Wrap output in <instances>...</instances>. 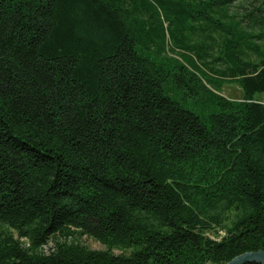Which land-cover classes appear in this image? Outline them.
<instances>
[{
    "label": "trees",
    "instance_id": "1",
    "mask_svg": "<svg viewBox=\"0 0 264 264\" xmlns=\"http://www.w3.org/2000/svg\"><path fill=\"white\" fill-rule=\"evenodd\" d=\"M258 96L264 0H0V264L264 251ZM219 209L239 216L216 240Z\"/></svg>",
    "mask_w": 264,
    "mask_h": 264
},
{
    "label": "rangeland",
    "instance_id": "2",
    "mask_svg": "<svg viewBox=\"0 0 264 264\" xmlns=\"http://www.w3.org/2000/svg\"><path fill=\"white\" fill-rule=\"evenodd\" d=\"M243 6H240V3H234V5H232V8L234 11L238 12L240 15H242L243 13H245L248 10V5L243 3ZM168 24L165 25V29L166 32H168ZM167 38H168V43H171V40L169 39V36L167 34ZM171 55V54H170ZM172 56V55H171ZM221 87H222V96L228 98V99H232V100H241L243 99V92L242 89L240 88V86L236 83V82H230V81H224L221 83ZM259 102L264 104V96H258L256 98ZM216 218L218 219V221H221V225L218 226L216 228V231L214 233H210L209 236L212 239H216V240H220L222 239L227 232V229H230L233 225V223L238 219L239 214L237 212H224L221 209H219L218 211H216L215 213ZM4 228L0 227V234L1 232H4ZM14 238L16 240H18L24 247H29L27 241L25 239L19 238V236L17 234L14 233ZM76 241L78 243H80L81 245L94 250V251H106L107 248L101 244L100 242L84 235V236H80V235H75L74 238H72L71 240ZM49 251H47L48 253ZM114 254L116 255H121V254H127L129 255L130 252H122L119 250H114Z\"/></svg>",
    "mask_w": 264,
    "mask_h": 264
},
{
    "label": "water",
    "instance_id": "3",
    "mask_svg": "<svg viewBox=\"0 0 264 264\" xmlns=\"http://www.w3.org/2000/svg\"><path fill=\"white\" fill-rule=\"evenodd\" d=\"M264 264V251L248 252L235 257L227 264Z\"/></svg>",
    "mask_w": 264,
    "mask_h": 264
}]
</instances>
